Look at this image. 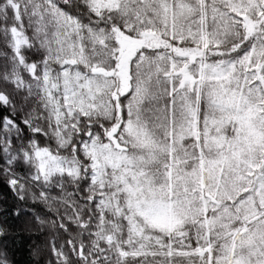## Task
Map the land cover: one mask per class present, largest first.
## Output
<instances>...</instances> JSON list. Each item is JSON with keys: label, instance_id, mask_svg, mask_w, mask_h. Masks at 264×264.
Returning <instances> with one entry per match:
<instances>
[{"label": "snow or ice", "instance_id": "6c2138e0", "mask_svg": "<svg viewBox=\"0 0 264 264\" xmlns=\"http://www.w3.org/2000/svg\"><path fill=\"white\" fill-rule=\"evenodd\" d=\"M0 264H264V0H0Z\"/></svg>", "mask_w": 264, "mask_h": 264}, {"label": "trees", "instance_id": "16d2710c", "mask_svg": "<svg viewBox=\"0 0 264 264\" xmlns=\"http://www.w3.org/2000/svg\"><path fill=\"white\" fill-rule=\"evenodd\" d=\"M6 196V190L5 188L0 185V200H3ZM29 254H28V246L27 244H24L20 250L16 251L15 253V260L17 264H29Z\"/></svg>", "mask_w": 264, "mask_h": 264}]
</instances>
